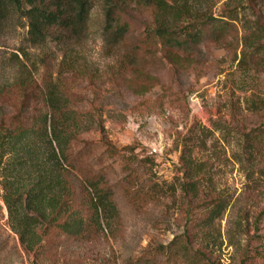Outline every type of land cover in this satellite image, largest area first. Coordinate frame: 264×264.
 Listing matches in <instances>:
<instances>
[{
    "label": "rangeland",
    "instance_id": "374dc122",
    "mask_svg": "<svg viewBox=\"0 0 264 264\" xmlns=\"http://www.w3.org/2000/svg\"><path fill=\"white\" fill-rule=\"evenodd\" d=\"M190 1L232 21L230 33L204 37L193 52L144 44L152 13L132 4L129 34L113 42L104 0H93L81 39L32 43L27 17L5 20L0 123L18 116L25 88L41 92L50 77L61 84L82 114L67 171L79 192L75 207L90 216L81 191L87 179L103 178L118 214L80 237L37 227L42 241L32 251L14 229L2 165L0 264H264V55L251 59L245 43L254 23L264 22V0ZM136 48L148 56L139 65L127 58ZM42 108L31 99L21 116L29 123ZM185 144L203 168L199 176L183 165ZM12 180L24 187L31 176L23 171ZM191 180L197 191L186 189ZM220 198L222 215L204 225Z\"/></svg>",
    "mask_w": 264,
    "mask_h": 264
},
{
    "label": "trees",
    "instance_id": "16d2710c",
    "mask_svg": "<svg viewBox=\"0 0 264 264\" xmlns=\"http://www.w3.org/2000/svg\"><path fill=\"white\" fill-rule=\"evenodd\" d=\"M104 2L105 31L113 42L124 41L128 36L131 26L125 15L132 4L150 8L152 13V21L144 30V44L160 43L165 48L193 52L199 48L204 37L210 36L217 41L228 35L234 26L232 21L214 18L194 8L190 0ZM92 5L93 0H0V31L5 20L19 12L28 19L29 40L32 43H44L49 38L81 39L88 30ZM254 24V31L245 36L246 46L251 48V59L264 55V22L258 20ZM133 51L127 56L129 63H140L143 57H148L146 54L142 57L138 48ZM41 90L25 88L18 116L8 124L0 123V168L4 165L6 173L4 199L16 222V233L32 251L42 241L37 227L54 225L65 234L80 237L89 227L102 229L103 220L109 224L118 214L112 190L103 186V178L87 179V186L81 191L90 216L85 218L82 211L75 207L79 192L72 187L67 171L68 165H72L70 145L80 128L82 114L70 107L69 95L53 78L44 79ZM31 99L42 100L43 108L33 114L28 123L21 114ZM261 105L264 108V103ZM15 120L17 124H14ZM246 147L252 153L250 138ZM190 148L187 153L185 144L183 165L192 171V175L199 176L203 168L196 165L194 151ZM7 156L9 161L6 163ZM23 171L31 176V180L28 185L20 187L12 179ZM185 187L194 192L198 190V183L191 180ZM225 206L224 199H217L202 223L210 225L222 215Z\"/></svg>",
    "mask_w": 264,
    "mask_h": 264
}]
</instances>
